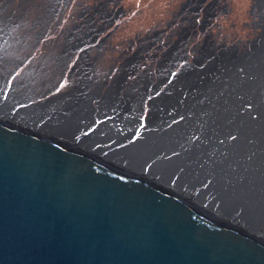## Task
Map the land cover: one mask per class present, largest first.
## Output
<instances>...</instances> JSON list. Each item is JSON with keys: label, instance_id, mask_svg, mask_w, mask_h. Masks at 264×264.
Returning a JSON list of instances; mask_svg holds the SVG:
<instances>
[{"label": "water", "instance_id": "obj_1", "mask_svg": "<svg viewBox=\"0 0 264 264\" xmlns=\"http://www.w3.org/2000/svg\"><path fill=\"white\" fill-rule=\"evenodd\" d=\"M38 107L16 111L30 110L19 116L28 120ZM8 117L15 123L0 118V264H264V204L251 184L226 182L232 171L193 173L199 205L71 137ZM254 210L256 226L245 230Z\"/></svg>", "mask_w": 264, "mask_h": 264}, {"label": "bare ground", "instance_id": "obj_2", "mask_svg": "<svg viewBox=\"0 0 264 264\" xmlns=\"http://www.w3.org/2000/svg\"><path fill=\"white\" fill-rule=\"evenodd\" d=\"M45 17L47 18V16ZM21 19L23 20V18ZM7 20H0V62H3L2 54L9 55L18 50L16 48L22 46L20 32H25L24 29L17 28V26L14 28L15 31H11L13 23L11 24V21ZM259 26H261V31L253 42L250 41L252 44H250V50L245 57L239 59V62H235L233 57L216 62L217 73L212 78L202 80L194 74L179 76L173 80L172 86L167 92H160L156 96H152L155 89L148 90L153 81L147 76L138 79L141 86L132 91L130 86L129 90L125 88L122 77H116L117 80L112 79L104 93H101L102 96L99 95L98 88L94 90L96 85L90 89L89 84L88 86L80 82L79 84L82 86L78 84L72 88L71 99L66 105L53 110H49L44 105L40 106L37 110L32 111L28 120L19 116L22 112L30 110L16 111L21 109V104L11 100L14 97L13 93L6 97L4 89L10 73L8 68L6 70L0 65V89L2 90L0 91V112H2L0 118L15 123L8 117L10 113L15 114L17 119L22 120L28 128H31V124L36 123L35 129H32L39 133H47L62 140L71 137V141H67L68 143L76 144L81 149H95L94 154H105L106 159L119 163L124 167L123 169L144 175L160 187L186 196L192 199L193 203L199 205L203 203L202 198L196 197L197 199H195L192 196L195 195V189L198 188L193 180V173L207 169L213 173L216 170L228 169L230 174L232 171L234 177L223 176L226 182L233 180L235 183H241L242 186L251 184L253 194L263 205L264 21L261 20ZM65 46L67 47H63V50L70 47L68 44ZM48 48L50 47L48 46ZM46 49L44 47L43 51ZM6 51L8 52L6 53ZM36 57H33L31 61ZM44 59L42 60L45 61ZM59 61L63 62V60ZM57 62L56 57L55 66ZM32 68L31 65L25 70L28 80L34 78L32 75L35 74V71L34 73L30 72ZM42 68L45 71L42 73L44 75L36 78L37 74H35L36 79L48 78L50 70L53 72L51 75H55L54 67L43 66ZM236 68H241V72H237ZM223 69L226 71L224 76L221 71ZM78 77L80 80L81 77ZM113 81L116 85L112 84ZM17 82L18 80L14 79L9 89H16ZM29 88L31 87H25L24 95H17L20 101L23 100V97L20 96H26L29 93ZM149 94L152 97L148 101V115L144 120V126H140L139 115L137 116L139 113L137 100L143 101ZM86 96H89L88 101L84 98ZM98 96H100L97 101L100 109L97 113L98 116L96 115L98 119L94 116L91 121L87 115L90 112L92 116L93 112L87 108L88 102ZM123 102L129 104V107L127 105L124 107L125 103L123 104ZM238 103L240 106L237 105ZM47 104L49 103L47 102ZM88 129H94L93 133L82 137L81 141L75 142L76 135L84 130L86 132ZM199 185L201 184L199 183ZM233 209L231 207V211ZM259 214L260 212H256V210L250 212L249 217L245 214L247 225L243 228L246 230L253 224L256 226ZM218 215L228 221L233 218L220 212Z\"/></svg>", "mask_w": 264, "mask_h": 264}, {"label": "flooded vegetation", "instance_id": "obj_3", "mask_svg": "<svg viewBox=\"0 0 264 264\" xmlns=\"http://www.w3.org/2000/svg\"><path fill=\"white\" fill-rule=\"evenodd\" d=\"M5 1H7V3H5ZM5 1H0V20H7L8 18L7 21H11V24L13 23V28L17 26V28L28 27V29H31L33 28L32 26H35V24L38 25L39 23V25L41 24V27L38 29L40 30V34L43 27H46L47 24L51 27L58 28V32L60 33L57 34V37L60 35L59 44H63V47L68 44V46H70L69 51L72 53L69 51H67V53H70V57H73L68 62L70 57L66 53L63 64L64 66L67 65L65 71L68 73H66L67 76L60 88H58L59 85L57 82L61 80L62 73L60 74L61 76H57V80L45 77L43 79L44 81L38 84L32 82L35 77L28 81V76L22 78L18 73L17 89L10 90L9 88H11V86L9 84V86H5L7 89H4V93L7 94L6 97H9L12 95L11 93H13L14 97L11 100L21 104V109L38 104H40L39 106H46L49 110L60 108L68 103V100L71 99L70 93L72 88L80 82L86 85L89 84L90 86H88L90 89L96 85L94 90L98 88V92H100V94H98L102 96L101 93H104L110 81L116 79V77H122V81L126 86L125 88L129 90L130 87H132V91L141 86L138 79L147 76L153 81V83L149 85L151 88L148 87V90L155 89L152 96H156L160 92H167L168 88L172 86L173 80L179 76L194 74L202 80L212 78L217 73L216 62L225 61L228 57H233L235 62H239V59L244 58L250 50L251 42H253L261 31L257 32L258 34H255L251 40H245L243 42H225L222 38L215 41L217 40V34H219L217 32L219 30H216L218 24L216 20L217 17L214 16L212 12L210 13L213 0H181L179 7L170 14V17L165 20L162 19L160 20L161 22L156 24L150 22L144 29H141L140 32L137 26L133 27L131 25L134 15H132V12H126L128 9L124 7L122 0H68L69 5L65 6L64 3L63 7L57 4V0H38L41 2L42 6L38 3V5H40L37 7L36 3L38 1L34 0L32 4L33 10L28 9L26 11L23 8L25 4L24 1L26 0ZM9 5H11V7H8ZM256 6L259 10V2H257ZM23 11L31 14V16H22L20 12ZM42 12L44 13L42 14ZM45 16H47V18ZM206 17L208 18L206 30L201 31L202 21H207V19H205ZM21 18H23V20ZM261 20L262 16L260 15L258 18L259 25ZM251 25L253 26H251L252 28H255L254 21H252ZM128 27L129 31L127 32ZM121 43L125 45L120 51H117V54L112 55L113 66L110 67L112 71L117 72H115L113 76L111 75L110 78L105 77L108 80H96L93 75L90 76L88 72H84L86 69L87 71L89 70L90 67H87V65L91 62L97 59L100 61L105 58V53H113L111 51L117 49L113 44L121 45ZM22 45V48H28L27 50L33 47L32 45H26V41L24 40L23 42V39ZM53 46L56 47L57 44ZM106 47L109 51L105 50ZM63 51L64 50H61V52ZM19 57L15 62L13 61L14 63L11 67L14 69L12 73L15 71L16 67L21 65ZM74 60H76V63L81 61L82 69L77 68L75 72L71 73L72 65L69 66V64H73ZM3 62L5 61L3 60ZM5 64L8 65L10 62H5ZM223 70L221 71L224 76L226 71ZM236 71L240 73L241 68H236ZM8 72L11 73V70L9 69ZM78 76L81 77L80 80ZM8 79L12 80L13 77L8 74ZM114 81L112 84L116 85ZM101 83L103 84L102 86L100 85ZM26 86L31 88L28 89L29 93L26 94V96H20L23 97L25 101H20L17 95H24L23 90H25ZM79 86L82 85L79 84ZM0 91L2 90L0 89ZM100 96L93 97L88 102L87 108H90L89 111L93 112L92 116L90 112L87 115L91 121L94 116H98L97 113L100 109L97 101ZM152 96L149 94L143 101L141 99L137 100V111H139L137 116L139 115L140 126L144 123L141 115L147 114L148 101ZM84 98L88 101L89 96ZM47 102L49 104H47ZM123 104L124 107L125 105L129 107V104H126V102H123ZM145 111L146 114L143 113ZM97 116L96 119H98Z\"/></svg>", "mask_w": 264, "mask_h": 264}, {"label": "rangeland", "instance_id": "obj_4", "mask_svg": "<svg viewBox=\"0 0 264 264\" xmlns=\"http://www.w3.org/2000/svg\"><path fill=\"white\" fill-rule=\"evenodd\" d=\"M33 1L34 0L24 1L25 4H24L23 8L25 11L28 9L33 10L32 5H31V4H33ZM122 2L124 4V7L128 9V11H126V12H128V13L132 12V15H134L133 21L131 22V25L133 27L137 26L139 29V32H140L141 29H144L150 22L151 23L153 22L156 24V23L161 22L160 20H162V19L165 20L166 18L170 17V14H172V12L179 7L181 0H122ZM212 2L213 3L211 4L212 8L210 10V13L212 12L214 14V16L217 17L216 20H217L218 24L216 26V30L217 29L219 30L217 32V33H219V34H217L218 35L217 40H215V41H218L220 38H222L225 42H229V41L243 42L245 40H251L252 37L255 34H258L257 32H259L261 30L260 26L258 25V18L261 15L262 20L264 21V0H213ZM257 2H259V5H260L259 10H258V7L256 6ZM39 3L41 4L40 1H39ZM64 3H65V6L69 5L68 0H64V1L63 0H57V4H59V6L63 7ZM39 5H38V3H36L37 7ZM8 7H11V5H9ZM25 11L20 12L22 16H28L29 15V13L27 14V13H25ZM29 16H31V14ZM205 19H207V21L206 20L202 21L201 31L206 30L205 28L207 26L206 24L208 23V18L206 17ZM252 21H254L255 28H252L253 27L251 25ZM40 27L41 26L38 23L37 26L35 24V26H33V28H31L30 30L28 29V27H21L25 31L23 33H21L22 31L21 32L18 31V32H20V34H21L20 37L23 39V41L25 39L26 45H32L33 46L31 48V50H27L28 48H26V49L22 48L23 47V45H22V46H20L21 48L20 47L16 48L18 50L11 52L9 55H6V54L3 55L2 54L3 60L5 62H10V64L6 65L4 62H0V65H2L6 70L10 69L11 70L10 76L13 77L12 80L8 79L9 83H7V86H9V84L11 86L14 79L18 80L17 76L19 74L22 76V78H26L28 76V74H27V72L25 73L24 70H26L27 67L29 68V66H31V65L33 68H32V71H30V72L34 73V71H35V74H37L36 78L44 75V74L42 75V73L45 72L43 70L44 68H42L43 66H47L48 68L54 67L55 68L54 72H55L56 77L57 76L59 77L62 75L61 80L57 82L59 85L58 88H60L62 83L64 82V80L67 76L66 73H68L65 71L66 70L65 67L67 65L64 66L63 62L61 63L59 60L64 61V59L66 58L65 57L66 52L69 50V48L68 49L66 48L64 50L65 52L64 51L61 52V50H63V46L59 44L60 42H58L59 38H60V35L57 37V34L59 33L58 28L51 27L50 25L47 24L46 27H43L41 34H38V33H40V30H38ZM32 29H33V32H32ZM11 31H15V29L13 28ZM128 31H129V27L127 29V32ZM213 31H212V33H213ZM235 37H239V38H235ZM55 44H57V47L53 46ZM124 45H125L124 43H121V45L120 44H117V45L113 44V46L117 47V49H114L111 51L113 53H110V52L105 53L104 54L105 58L101 59L100 61H98V59H97V60L91 62L89 65H87V67H90L89 70L87 71V69H86V70H84V72H88V75H90V76L93 75L96 78V80H102V81L107 79L105 77L110 78L111 75L113 76L115 74V72H117V71H112V69H110V67L113 66L112 55L117 54V51H120L124 47ZM48 46L50 48H48ZM42 47H43V49H42ZM44 47L47 48L45 51H43ZM64 47H67V46H64ZM105 50H108V48L106 47ZM105 50H103V51H105ZM53 51H55V53H53ZM7 52L8 51H6V53ZM69 52L72 53L71 51H69ZM70 56L71 55H69V57ZM18 57H19V60L21 62V65L20 66L16 65L18 67L14 66V67H16V69L12 73L14 68L11 66L16 61V59H18ZM33 57L34 58L36 57L37 60L33 59V61H31ZM44 57H45V59H44ZM56 57H57L58 62L55 66L54 64L56 61ZM71 58H73V57H70L68 59V62ZM21 59H22V61H21ZM42 59H44L45 61H43ZM47 60H49V61H47ZM84 61H86V60H84ZM80 62L76 63V60H74L73 64L68 63L69 66L72 65L71 73L75 72L77 70L76 68L82 69ZM35 65H37V66H35ZM108 69H109V72H108ZM48 73L51 76V79H56V80L58 79V77L56 78L55 76L51 75L53 73L51 70L48 71ZM12 74H13V76H12ZM35 74L32 76L35 77ZM190 75H193V74H187L186 76H190ZM50 76H48V77H50ZM36 78L34 79V81L32 80V82H34L35 84L36 83L38 84L39 82L44 81L43 79H36ZM25 80H27V79H25ZM237 105L240 106V103H238ZM148 107H149V105H148ZM141 113H142V111H141ZM143 113L146 114V111ZM147 115H148V110H147V114L145 116L141 115L143 117L142 118L143 122L146 119ZM142 126H144V123Z\"/></svg>", "mask_w": 264, "mask_h": 264}]
</instances>
